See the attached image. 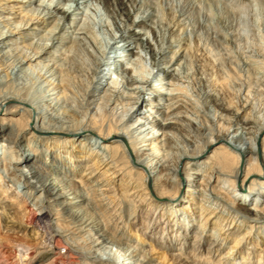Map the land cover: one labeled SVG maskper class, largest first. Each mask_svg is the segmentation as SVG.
I'll return each instance as SVG.
<instances>
[{"label": "bare ground", "instance_id": "6f19581e", "mask_svg": "<svg viewBox=\"0 0 264 264\" xmlns=\"http://www.w3.org/2000/svg\"><path fill=\"white\" fill-rule=\"evenodd\" d=\"M150 1L0 0V179L67 242L45 264H261L264 117Z\"/></svg>", "mask_w": 264, "mask_h": 264}, {"label": "rangeland", "instance_id": "374dc122", "mask_svg": "<svg viewBox=\"0 0 264 264\" xmlns=\"http://www.w3.org/2000/svg\"><path fill=\"white\" fill-rule=\"evenodd\" d=\"M150 4L153 7H158L165 14L175 11L186 16L183 18L185 20L183 24L188 28L185 27L186 31L182 32L181 36L187 38L192 47L197 46L201 52H205L207 58L206 60L205 57L203 58L204 64L207 65L205 73L207 82L211 88L213 87V92H216L219 98L235 104L240 98L252 95L256 115L264 117V0H192L190 2L185 0H151ZM11 187V183L3 182L0 179V245L7 248L5 255L8 258V263L45 264L51 260V256L66 252L67 242L61 239L62 244L60 243L61 245L57 247L54 238L50 239L52 234L49 226L53 225L51 221L41 224V226L36 224L25 226L26 220L22 211L25 202L21 199L22 197L14 198V200L9 198ZM5 188L9 190L7 195H5ZM185 189L186 187L183 186L180 189L181 193L184 194ZM230 191L231 195H234L235 192ZM108 206L115 212L119 210L120 206L127 209L129 203L116 199L111 206ZM240 215L237 212L231 217L238 221ZM198 219H200L199 214ZM114 221L115 218L112 221L113 227L118 230L122 226L125 233L132 235L131 243H136L138 248L144 252L151 250V246L146 244L147 242L143 243L134 238L133 226L127 222L120 224L121 220ZM208 229L209 226L206 227L204 235L210 236L212 228L210 231ZM231 244H234L231 239L223 242L226 249L229 248L227 245ZM26 250V256L23 257L22 254ZM39 251L43 253L36 255ZM158 253H152L155 259L160 256ZM31 254L34 257H31ZM259 258L260 255H257V262L252 264H258ZM263 261L264 258H262L261 264H264Z\"/></svg>", "mask_w": 264, "mask_h": 264}]
</instances>
